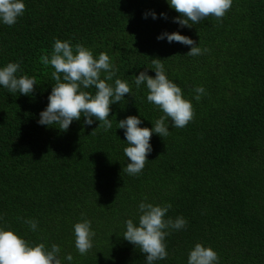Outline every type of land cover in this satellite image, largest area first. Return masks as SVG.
<instances>
[{
    "label": "trees",
    "instance_id": "1",
    "mask_svg": "<svg viewBox=\"0 0 264 264\" xmlns=\"http://www.w3.org/2000/svg\"><path fill=\"white\" fill-rule=\"evenodd\" d=\"M24 3L14 25L0 21V67L19 62L16 75L37 81L32 95L0 85V228L30 245H59L61 264H147L146 254L123 238L125 222L138 225L142 201L170 203L165 218L182 216L187 227L169 230L168 256L154 264H188L197 243L216 251L218 264H264V0H233L222 20L210 16L191 28L174 22L179 13L167 0ZM174 31L209 51L188 56L191 46L157 39ZM56 39L81 44L97 59L107 53L117 69L109 83L130 84L132 95L110 106L107 132L95 118L84 124L83 116L67 131L38 123L55 84L54 68L40 57L51 56ZM157 58L195 116L183 128L167 118L170 135L152 134L145 168L130 176L118 121L135 115L140 127L152 128L163 115L147 101L146 84L135 85ZM197 87L205 89L199 101ZM84 219L95 236L81 255L74 225ZM28 220L37 222L35 231Z\"/></svg>",
    "mask_w": 264,
    "mask_h": 264
},
{
    "label": "clouds",
    "instance_id": "2",
    "mask_svg": "<svg viewBox=\"0 0 264 264\" xmlns=\"http://www.w3.org/2000/svg\"><path fill=\"white\" fill-rule=\"evenodd\" d=\"M169 6L179 16L174 22L181 27L191 28L208 17L222 20L231 9L233 0H167ZM26 5L24 0H0V21L5 25H14L18 18L24 14ZM148 13H145V18ZM156 18V13H151ZM165 19L167 15L161 13ZM167 38L169 43L175 41L191 46L188 56H199L209 51L200 48L190 37L179 32H164L157 39ZM40 62L51 65L54 71L51 73L55 84L48 97L46 109L40 113L38 123L46 126H56L61 131H67L73 120L85 117L84 124L92 125L93 118L99 121L96 128H102L105 132L112 128L109 119L110 106L121 102L125 94L132 95L131 86L125 80L116 78L114 83H109L116 76L117 69L113 65L110 56L101 52L98 59L94 58L90 49L81 44L73 46L70 41L56 39L51 56L45 54L40 57ZM147 68L155 70V77L148 75ZM135 77L137 88L146 84L148 89L147 101L158 107L163 115L157 119L152 128L140 127L142 123L139 116L129 115L118 121V128L125 130L127 147L123 149L125 156L130 160L125 171L130 176L139 175L145 168L148 154L152 151L150 139L153 133L162 138L170 135L165 124L167 118L171 119L173 127L183 128L194 119L195 112L191 101L182 95V89L170 81L164 70L161 59H153L151 67H147ZM20 71L19 62H10L0 67V85L11 94L20 93L32 95L36 78L17 76ZM104 77L101 78V74ZM95 89L93 94L84 89ZM195 99L199 101L204 94L203 87L195 89ZM90 134H95L94 130ZM147 198L145 197V200ZM115 201V200H114ZM113 201V202H114ZM103 206V205H102ZM172 205H153L141 202L138 210V225L131 219L126 223V232L123 238L134 244L142 253L146 254L147 264L166 259L165 239L170 234L169 230H180L187 227L184 217L178 216L175 220L165 218ZM33 231L37 228L34 220L25 221ZM75 247L81 255H85L93 247L95 232L91 228V221L84 219L74 225ZM59 245L53 244L49 250L44 243L30 245L28 241L16 234L13 230L0 228V264H61ZM69 262L73 257L68 254L65 257ZM219 256L211 247H205L197 243L188 255V264H218Z\"/></svg>",
    "mask_w": 264,
    "mask_h": 264
}]
</instances>
